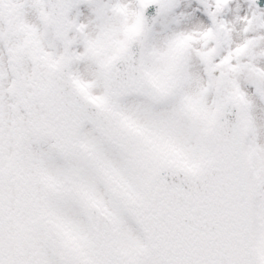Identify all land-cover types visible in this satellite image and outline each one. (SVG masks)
Listing matches in <instances>:
<instances>
[{"label": "snow or ice", "instance_id": "1", "mask_svg": "<svg viewBox=\"0 0 264 264\" xmlns=\"http://www.w3.org/2000/svg\"><path fill=\"white\" fill-rule=\"evenodd\" d=\"M0 264H264V0H0Z\"/></svg>", "mask_w": 264, "mask_h": 264}]
</instances>
